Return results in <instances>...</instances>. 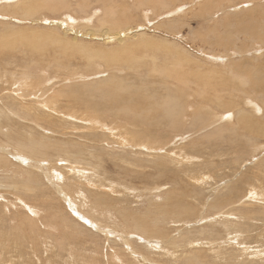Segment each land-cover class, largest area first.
<instances>
[{
    "label": "rangeland",
    "instance_id": "rangeland-1",
    "mask_svg": "<svg viewBox=\"0 0 264 264\" xmlns=\"http://www.w3.org/2000/svg\"><path fill=\"white\" fill-rule=\"evenodd\" d=\"M17 2H19L18 4L29 3L20 0H0V46L3 45V39L14 31L28 36L44 31L42 34L48 36L46 40L49 49L58 51L54 53L49 51L50 55L47 53V56L44 57L46 54L42 56L31 54V51L20 43L14 45L15 48L9 46L6 50L0 48V54L3 53V56L0 55V124H3L2 121L6 119L13 120L9 123L13 129L8 128L6 131L9 135H13V138H17L15 130L20 128L19 116L17 115L20 112L17 110L20 107L24 111L40 109L38 107L39 101L34 96H28L26 99L27 95L15 93L14 87L12 88V85L23 79L22 77L28 71L33 73L32 79H40L39 81L43 83L41 89L44 98L54 97V92L64 94L60 96L61 100L53 102L52 105H55V109L58 111L63 110V114L72 113L75 119L62 117V114L60 117L54 116V121L57 122L55 124L56 130L46 127L45 124H34V126H39L32 127L33 129H24L22 135L33 138L32 140L38 143V148L51 145L52 148L56 149V151L51 150L52 154H56L62 143H84L92 135L101 136V142L94 143L92 149H97L102 153L106 148L102 158L106 163L103 169L107 171L103 172L104 175L101 176L104 178L103 182L109 187L113 184L112 191L116 192H108L106 189V193L108 194L107 198L112 201L115 208L109 215L106 214L108 219L105 220H108L109 223L102 218L100 219L102 224L98 225L100 229L93 226L89 227L83 223L85 220L79 217V214L82 212L84 214L87 208H83L79 203L76 204L72 200L75 196L71 194L68 196L71 203H67L63 199L64 183L53 181L57 183L56 185L41 171H38V175L41 174L43 177L44 185L39 187L37 197L28 198L30 201L28 203L40 208L41 217L46 220L44 218L39 219L34 218L28 208H23L20 205L14 206L15 194L19 193L18 189L13 190L0 186V195L2 196H0V264H191L186 261L185 257L198 253L185 256L189 252L183 249H178L177 253L171 251L169 254L160 249H150L147 247L149 244H145L143 240L150 243L163 241L164 246L171 248L174 245L167 239L161 241L155 237H147L131 227L133 216L141 219L148 210L153 212L158 206L160 208V205L168 200L167 196L171 192L173 194V192L178 191L184 197L186 196L183 197L184 201L197 209V212L195 214L189 212L188 216L184 217V220L187 221L185 223L174 224L171 222L166 225L173 237L172 240L182 235L186 236L185 241L188 238L207 240L209 237H214L219 242L225 240L227 236L223 229L219 233L213 229L214 227L222 228L217 225L218 219L210 222L204 219L219 212L217 209L216 212L210 211L209 213V206L217 203L224 205L229 198L236 196L238 191H241L243 199L248 194V189L253 185L256 191L264 196V136L256 132L257 128L262 135L264 133V128H262L264 126V0H164L161 7L156 5V11L151 4L143 8L142 11L136 6L137 0L121 3V7L114 17L123 21L131 19L130 28H128L129 43L136 41V39L155 43L158 48L157 54L160 57V64L157 69H154L152 64H147L149 62L143 60V55H140L143 58L139 61V65L121 63L111 67L106 64L105 58L89 59L84 54L70 51V49H67L66 55L68 53V57H65L64 52L58 49L60 45H54V38L51 36H60V38L64 37L71 41L77 36L80 45L96 46L97 50L104 51L117 50L120 48V43L117 40L107 43L99 35H97V39L91 40L87 36L89 33L86 32L85 29L87 28H85V24H82L83 21H79V23L70 21L67 26H70V31L65 35V30L60 27V24L66 21L64 15L62 17L49 11L50 14L40 11L38 14L26 16L24 7L16 8ZM94 5L101 9L100 4ZM125 5H133L134 11L132 13L125 12L123 8ZM205 6H211L208 8L209 11L204 9ZM257 6L260 10L256 9ZM96 18L93 19V29L97 26L94 30L100 31L99 27L101 26ZM72 20H74L73 17ZM63 26L66 27V24L64 23ZM7 31L11 32L8 33ZM76 32H79L78 35ZM135 34H137V38H132ZM8 38V42L15 39L14 37ZM52 46L53 48H50ZM54 48L55 50H53ZM72 51L77 56L74 54V57L70 54L73 53ZM140 53L142 54L144 51ZM53 55L57 57V60ZM184 76H186L185 79ZM184 82L191 86V90L188 89L191 95L188 105L194 107H187L186 109V118L184 119L186 126L183 128L185 130L183 134L171 128L146 127L144 126V119H134L133 116L122 115V110L117 105L106 103L104 108L110 112L104 111L102 116L97 114L101 120H108L107 124L110 126L115 122V125L121 126L124 121H127L133 126L131 131H140L149 139L160 143L161 146L151 153V162L147 165L141 162L144 157H147L144 151L133 150L131 146L118 144L120 140L116 137L110 136L107 140L106 135H102L99 131L94 132L93 128H87L81 122L87 118H83L84 115H90L86 108H82L84 100L78 94L83 88L99 87L101 84H105L107 85L106 88L97 89L95 92L96 95H102L108 93L109 86L121 83L132 88L131 93L134 99L140 98L142 91L146 93V97L149 99V95L152 93L161 92L159 95L155 94L156 97H161L164 88L169 89L170 87L172 91L180 90L181 83ZM81 85L83 88H80ZM202 85L204 86L202 87ZM187 92L185 96H187ZM68 96H72V101H69L70 104H68ZM244 97H252L257 105L260 104L258 108L262 110L258 115H252L254 123L250 129L246 124L241 126L237 123L240 110L238 108H242ZM94 98L88 100L94 102ZM161 98L163 99V95ZM10 99L15 100V106L9 104L11 103ZM184 99L188 98L185 97ZM1 109L5 111H1ZM196 110L207 113V119L212 115L214 116V113H218L220 119L229 114L232 120L222 121L219 119V124L212 125V122L206 125V127H210L202 130L191 128V116L195 114ZM247 113L251 115V112ZM107 115L109 116L107 117ZM118 116L120 120L119 118L115 119ZM63 122L65 128L62 127ZM22 125L32 124L24 122ZM42 128L44 129L42 130ZM217 128L228 133L224 135V138L208 140L207 133L209 136H214ZM62 131H65L66 135H60ZM229 133H232L233 135H230L236 140L229 142L228 138H232ZM177 135H182L183 140L180 141V138H176L177 142L172 145L169 141ZM54 143L57 145L54 146ZM5 146L7 147V144ZM8 148L11 153H15L14 149ZM161 149L164 151L159 155L157 152H160ZM92 154L94 155V153ZM26 157L28 156H24V158ZM9 158L14 164L18 162L13 161V157ZM49 161H53V159H49ZM128 163H133L139 168L134 174L133 183L122 178V176L127 175L122 168L135 171V168H131ZM61 170L66 174L64 167ZM26 171H21L24 172L22 173L24 177ZM157 174H159V178ZM67 175L69 178L73 176L69 173ZM30 176L33 177L34 175L30 174ZM136 176H141V180ZM142 176L149 180L143 181ZM242 177L248 181L246 185L244 182L243 187L237 185ZM198 178L200 179L199 183ZM97 179L100 178L96 177L95 180ZM0 181H2L1 177ZM82 182L83 185L87 184L86 181ZM154 183L157 186L161 185V187L159 190H153L154 192L151 190V194L146 188L153 186ZM132 184H134L135 189L130 188L129 185ZM87 186L89 187V185ZM58 187H62L63 191H60ZM7 193H11L13 196ZM225 194H227L226 197H220ZM246 200L247 197L243 199V201ZM74 210L77 211V214ZM231 211L227 210V212ZM85 216L88 221L94 222L89 219L90 216L87 214ZM62 217H66V220L69 221H67L66 227L62 224L66 223ZM195 217L197 218L194 220ZM49 219L57 223L53 230L49 227ZM41 221L45 226L42 225ZM151 223L148 225L149 227L153 226L154 221ZM257 224H261V222L258 221ZM56 228L57 230H54ZM111 230L116 233H109L108 231ZM201 230H204V234H201ZM187 231L191 233H187ZM126 233H129L126 235L128 236L126 237L127 241L123 239ZM257 233H261L263 236L258 237ZM248 236L251 237L248 238ZM138 237L143 240H138ZM245 240L255 251L261 250L264 253L263 229L259 232L251 230L250 235H246ZM233 244L223 242L221 246L227 248V254L219 256V258L210 254L208 246H200L198 249L201 248L200 250H202L203 248L205 250V252L199 253L204 257L202 258V260L204 259L203 263L252 264L248 258H246V263L235 258V256L240 258L241 256L236 253L234 248L236 244ZM155 245L160 246V244ZM116 250L121 255L119 262L112 257L114 251L117 252ZM74 257L77 260L72 262L71 258L74 259ZM249 260L264 264V255L261 259L249 257Z\"/></svg>",
    "mask_w": 264,
    "mask_h": 264
},
{
    "label": "bare ground",
    "instance_id": "bare-ground-1",
    "mask_svg": "<svg viewBox=\"0 0 264 264\" xmlns=\"http://www.w3.org/2000/svg\"><path fill=\"white\" fill-rule=\"evenodd\" d=\"M20 1H28L29 2V3L26 2V3H21V4H18L19 2H17L18 5L16 4L17 5L16 8L17 7H24V11H25L26 16L38 14L40 11H41V13H42V11L47 12V13L49 11L52 14H58L62 17L65 16L66 21L64 23L66 24V27L63 26L64 23L60 24V27H62L65 30L64 31L65 35H67L70 31V28H69L70 26L67 27L68 23L70 21H76L78 23H79V21L80 22L83 21L82 24H85V26H86L85 28H87L85 30H86V32L89 33V35H87V36H89V38H91V40L97 39V35H99L107 43L112 42L114 40H117L120 43V48H118L117 50L104 51L101 49L97 50L96 46H95L96 47L95 48V47H86L85 44H84V46L80 45L79 44L80 42L78 41L77 36H75L72 39V41L66 40L64 37L60 38V36H51L54 38V39L52 38L54 45L59 44L60 48H58L57 46L56 47L58 49H60L59 51L64 52V54L62 52L61 53L59 52L60 54L66 55L67 49H70V51L73 50L76 53L84 54L89 59L105 58V62L109 67H111L115 64H121V63H128L129 65H133V66L139 65V61L142 60V58H143V57L141 58L140 55H143L144 56L143 60H146L147 62H149L147 64H152L155 67L154 69H157V67L160 64V57L157 54L158 48L156 47L155 43H152V42L149 43L145 40L142 41V40H138V39H136V41H133L132 43H129L128 39H129L130 35L128 34V32H129L128 28H130L129 24H130L131 19H128L127 21H123L121 19L114 17V16H116V12L121 7L120 4L123 2L130 3L129 1H131V0H78V1L77 0H20ZM74 1H77V2L74 3ZM3 2H5V1H3ZM7 3H9V2H7ZM96 3L100 4L101 9L95 7L94 4H96ZM162 3H164V0H137L136 6H138L143 11L144 10L143 8L148 7V5L151 4L154 6L155 11H156V5L158 7H161ZM211 3H213V2L211 1ZM209 7H211V6H205L204 9H208ZM123 8L125 9V12L132 13L134 11L133 5H125ZM250 9H252V8H250ZM256 9L260 10V8L258 6L256 7ZM5 11H6V9H5ZM208 11H209V9H208ZM253 12H255V11H253ZM3 13L8 14L5 12H3ZM145 13H147V12H145ZM48 14H50V13H48ZM13 16H14V14H13ZM72 17L74 18V20H72ZM94 17H97L96 21H98V23H100V26H101V27H99L100 31L94 30L95 28H97V26L93 29ZM125 26H127V28H125ZM81 27H83V26H81ZM7 32L10 33L11 31H7ZM42 32H44V31H42ZM42 32L40 33V31H39L38 33L36 32V33L28 36L27 34L17 33L16 31H14L11 34H9V36H8V37H14L15 38L14 41L8 42V40H7V39H9L8 37H6L5 39L2 38L3 39V41H2L3 45H2V47L0 46V48L5 49V50L7 49L8 46L11 48H13V47L15 48L16 46H14V45H16L17 43H20L23 47L26 46L29 49V51H31V54L34 53V54H38L41 56L46 54V55H44V57H46L47 53L50 55L49 51L53 52V53L57 52L58 50L57 51L55 50L56 47L53 49L55 51H51L49 49L48 41L46 40V37H48V36L46 34L43 35ZM78 33H77V35H78ZM29 37H30V39H29ZM66 38H68V37H66ZM132 38H137V34L133 35ZM50 41H52V40H50ZM0 44H1V42H0ZM50 48H53V46ZM142 51H144V53L141 54L140 52H142ZM75 52H73V53L69 52V53L74 55ZM2 54L3 53H1L0 55L3 56ZM54 55H56V54H54ZM67 55H68V53H67ZM67 55L65 57H68ZM75 55H74V57H75ZM49 57H52V56H49ZM49 57H47V58H49ZM54 57H55V59L57 58L56 56H54ZM50 59H52V58H50ZM150 60H151V62H150ZM175 67H176V65H175ZM34 71H35V68H34ZM98 72L100 73L101 70ZM32 74L33 73H31V71L26 72L24 77H22L23 79L15 82V84L12 85V88L14 87L15 93L27 95L26 99L28 98V96L29 97L34 96L39 101L38 107L40 109L36 108L33 110L28 109L27 111H24L20 107V109L17 110L18 112H20V114L17 113V115L19 116V121L22 124L24 122H26V124H30V123L32 124V125H22L19 122L20 128H18V130H15L17 132L16 133L17 138H13V135H9L6 131L8 128L13 129V127L11 125H9V123L13 122V120L6 119L5 121H2L3 124H0V173H1L0 175H2V176H0L2 178V181H0V186L1 187L4 186L5 188L7 187L8 189H13V190L18 189L19 193H17V195L15 194L16 202L14 203V206L17 207V205H20L23 208H28L29 211L32 213L31 215L34 218L43 219L44 217H41L40 208L33 206V205H30L28 203V202H30L28 198L31 197L34 199L35 197H37V192H38V190H40L39 187L44 185L42 175L41 174L38 175V173H37L38 171H41V173H43L44 176L48 177L49 180H52V182L58 181V182L64 183L65 192L63 191L62 187H58V188L60 191H63V199H65L67 201V203H71V201L68 198V196L71 194V195L75 196V197H73L72 200L74 202H76V204L79 203L83 206V208H87V211H85V213L88 216H90L89 219H91L94 222L88 221L87 217L85 216L86 214L85 213L82 214L83 213L82 212L79 214V217H81L82 219L85 220V222H83V223L89 225V227L93 226V227L99 228L98 225L102 224V221H100V219L103 218L104 221L108 222V220H105V219H108L107 215H109L112 210L114 211V208H115L112 204V201L107 198L108 194L106 193V189H108L107 190L108 192L113 190V184L111 187H109L108 184L103 182L104 178H102V176H101V175H104L103 172L107 171V170L103 169V167L106 166V163H104V159L102 158L104 150H106V148H104L102 153L97 149L96 150L92 149L93 146L95 145L94 143H100L101 142L100 139L102 137L96 136V135H92V136L89 135L91 137L88 140H85L84 143L83 142L82 143H72V144L62 143L60 145V148H58V151L56 152V154H52L51 150L56 151V149L54 147L52 148L51 145H47L43 148L42 147L38 148L39 145H38V143H36L32 140L33 138L31 139V138L24 137L22 135L24 129L39 126V125L34 126V124H45V125H47L46 127H49L52 130H56L55 124L57 122L54 121V116L60 117V115L62 114V117L72 119V120L75 119V116L72 113H64L63 114L62 113L63 110L58 111L57 109H55L56 106L52 105L53 102H57V100L58 101L61 100L60 96L61 95L63 96L64 94H58V93L54 92L53 93L54 97H52L50 99H48L47 97L44 98L43 90L41 89L43 86V83L41 81H39L40 79H32V77H33ZM34 74H37V73H34ZM181 76H182V74H181ZM106 78H107V76H106ZM185 78H186V76H184V79ZM101 80H103V79H101ZM52 83H53V81H52ZM87 83H89V82H87ZM196 83H198V82H196ZM93 85H94V83H93ZM203 86L204 85H202V87ZM106 87H107V85H105V84H101L99 87H86V88H83V86L80 87V88H83L78 93L79 96L81 97V99L84 100V102L82 103V106H83L82 108H86V111L90 112L89 113L90 115H87V116L84 115L83 118H86V117L87 118L83 119V121L81 120V122L84 123L87 128L88 127L90 129L93 128L94 132L99 131V132H101L102 135H106L107 140L110 138V136L116 137L118 140H120V143H118V144H122L124 146H126V145L131 146L133 148V150L138 149L140 151H144L146 153V156H147V157H144V159L141 161L144 163V165H147V163L151 162V158H150L151 153L153 151H155L158 147L161 146L160 143L156 140L149 139V137L147 135H144L140 131H137V130L131 131V128H133V126L130 123H128L127 121H124V123L121 124V126H118V124L115 125L116 122L113 121L115 123L111 124V126H110L107 124L108 120L107 121L101 120L99 116H102V112H104V111L110 112L109 110H106L104 108V105L106 103L109 105H117L122 110V115H124V116L129 115V116H133L134 119H139V118H142V120L144 119L145 120L144 126H146V127H158V128H162V129L165 127V128H171L174 131H178V133H182V134L184 133L185 130L183 128L186 126V125H184V119L186 118L185 117L186 109H187V107H194L192 105L191 106L188 105V100L191 97L188 89L191 90V88H190L191 86H189L187 84V82L181 83V86H180L181 89L180 90L176 89V91H172V90H170V87H169V89L164 88L163 89L164 93H162L163 99L161 98L162 95H161V97L160 96L156 97V95H155V94L159 95L161 92L155 93V94H153V93L150 94L149 99H148L146 97V93L144 91H142L140 98L134 99L132 97V93H131L132 88L128 87L126 85H123L121 83H115L114 85L109 86V90H108L107 94H102V95H96L95 94L97 89L102 90ZM185 87H188V88H185ZM206 87L209 88L207 85H206ZM183 90H184V93H183ZM186 92L188 93L187 96H185ZM58 96H59V98H57ZM71 97L72 96H68V98H67L68 104L71 103L69 101H72ZM93 97H95L94 102L88 100L89 98L93 99ZM185 97H187L188 99L185 100L184 99ZM1 99H2V97H1ZM12 99H10L11 103H9V104H11L12 106H15L16 102H15V100H12ZM12 101H13V103H12ZM73 101H75V100H73ZM259 105H257V102L254 99H252V97H246L244 99L243 104H242V108L246 107L247 109L246 108L242 109L240 107L238 108L240 110L238 112L239 113V115H238L239 120L237 123L241 126L243 124L244 125L246 124L250 129L252 127V124L254 123V117L252 115H254V114L258 115L259 112H262V110L258 108ZM1 111H5V110L1 109ZM247 112H251V115L248 114ZM97 114H99V116H97ZM228 115L229 114H227V116L225 115V117L222 116V118H221L222 121L232 120L231 115H229V116ZM108 116L109 115H107V117ZM117 118H119V120H120L119 116L115 117L116 120H117ZM191 118H192L191 128H198L200 130L210 127V126L206 127V125H209L212 122H213L212 125H217L220 123V120H221L218 113H214V116L212 115L209 119H207V113H205L201 110H198V111L196 110L195 114H193L191 116ZM229 122H231V121H229ZM62 124H63L62 127L65 128V125H64L65 123L63 122ZM71 125H73V123H71ZM23 126H25V128H22ZM248 127H246V128H248ZM262 128H264V126ZM43 129L44 128H42V130ZM73 130H74V128H73ZM256 130H257L256 132H258V134L260 133L261 136H264V133L262 135V133L257 128H256ZM263 131H264V129H263ZM227 133L222 131L220 128H217L216 132H214V136H209V133H207L208 134L207 138H208V140H210L211 138H215V140L221 139V138H224V135ZM19 134H21V135H19ZM230 134L233 135L232 133H229V135ZM253 134H255V133H253ZM60 135H62V136L66 135L65 131H62V133H60ZM234 135H236V134H234ZM231 137L232 138L227 137L229 139V142L236 140L235 137H233V136H231ZM2 138H3V140H2ZM75 138H77V137H75ZM176 138H180V141L183 140L182 135H177L174 137V139L171 138V140L169 142H171V144L174 145L177 142V140H175ZM6 144H7V147L5 146ZM55 145H57V144L54 143V146ZM8 147L14 149L15 153H13V152L11 153V150ZM107 148L110 149L109 147H107ZM163 151L164 150L161 149V151L157 152V153L160 155V153H162ZM92 153H94V155ZM24 156H28V157L24 158ZM9 157H13L12 160L15 162L16 161H18V162H16V164H14V162H12ZM180 158H182V157H180ZM183 158H185V157H183ZM49 159L50 160L53 159V161H49ZM92 160H94V161H92ZM95 162H96V164H94ZM128 164H130L129 166L131 168H135V171L130 170L128 168H122V170L125 173H127V175L124 177L122 176V178H125L126 180H128L129 183H133L132 180L135 179L134 174L137 173L136 170L139 168L133 163H128ZM62 166L64 167L66 174H64V171L61 170L63 168ZM24 170H27L26 171L27 173L25 172L26 173L25 177L22 174L24 172H21ZM68 173L73 175L72 178L68 177V175H67ZM30 174L31 175L33 174L34 176L29 177ZM157 175L159 178V174H157ZM96 177H99L100 179L95 180ZM136 177L140 178L141 176H136ZM145 178L142 176L143 181L149 180L147 177H145ZM140 180H141V178H140ZM82 181H86L87 184L83 185ZM199 181H200V179L198 178V183H199ZM44 182H45V180H44ZM244 182H246L245 185L248 184L247 183L248 181L244 180V178L242 177V179H240L238 181L237 185L243 187ZM53 183L57 185V183H55V182H53ZM123 183H122V185H123ZM87 185H89V187ZM129 186H130V188L135 189L134 184L129 185ZM4 187H3V189H4ZM160 187H161V185L157 186L154 183L153 186H150V187L148 186L146 188V190L147 191L149 190V192L152 194L153 190H159ZM248 190H249L248 194L244 196V198L247 197L246 201H243L244 198L242 199V197H243L242 193H241V191H238L236 193L237 195L229 198L228 201L224 205H218L219 203H217L216 205L211 204L209 206V211H208L209 213H210V211L216 212L217 209L219 210V212H217V214H215V215L214 214L210 215L208 218H204V219L207 220V222H210L212 220H217V219L220 220V221L217 220V225H220L222 228L220 229V228L214 227L213 229H215L218 233L221 232L220 230L223 229V231L226 233V236H227L226 239L221 241V242L216 240L214 237H209L207 240L202 239V238H198V239L188 238L185 241V238H186L185 235H182L180 237H175V239L172 240L173 237L171 236L170 231L167 230L166 225L171 223V222H173L174 224L185 223L187 221L184 220V217L188 216L189 212H191V214H195V212H197V209H195L192 205H190L189 203H186L184 201V198L186 196L184 197L183 194L180 193L179 191L173 192V194H171L172 193L171 192L167 196L168 200L165 203L161 204L160 208L158 206L153 212H152V210H148L147 213L141 217V219L133 216L132 217L133 225L131 227H132V229H135L136 231H138L139 233H142L143 235H145L147 237H155L157 239H160L161 241L164 239H167L170 241V243L172 245H174L171 248V247L164 246L163 241L157 242V243L156 242L150 243V242L144 241L140 237L137 238L138 240H143V242L145 244H149V245H147V247L150 249H160L162 251L167 252L168 254L171 251H174V253H177L178 249H183L184 251L189 252L185 256L192 255L193 253H198V254H194L190 257H185L186 261L190 262L191 264H204L203 263L204 259L202 260V258H204V257H203V255H201L199 253L205 252V250H203V248H202V250H200L201 248L198 249L200 246H208V250H209L210 254H213L216 258H219V256H223V255L227 254V248L221 246V245H223V242H225L226 244L227 243L236 244V247L234 246V248L236 249L235 251H237L236 253L240 254L241 258L238 256H235V258L239 259L242 263H246V261H247L246 258H248V261H250L252 264H258V262H256V261L249 260V257H253V258L255 257V259L256 258L261 259V257L264 255V253L261 250L255 251L253 249V247L250 246V244L245 240V237H246V235H250L251 230L259 232L260 230L263 229V231H264V196L262 194H260L259 191H256V189L254 188V185L251 186ZM112 192H116V191H112ZM230 192H231V190H230ZM7 194H11V193H7ZM226 195L227 194L221 195L220 197H226ZM70 208L72 209V207H70ZM227 210H232V211L227 212ZM74 211H75V214H77V211L76 210H74ZM81 211H84V210L81 209ZM61 215H62V213H61ZM196 218L197 217H195L194 220ZM51 219H53V218H51ZM51 219H49L50 221L48 224H49V227H51V229L53 230V227H56L57 223L52 222ZM62 219L64 221H66V223H62L63 226L67 225L68 220H66V217H62ZM152 221H154V224H153V226L149 227L148 225L152 224L151 223ZM258 221L261 222V224H257ZM41 223L43 226H45L42 221H41ZM60 225H61V223H60ZM186 228H187V226H186ZM54 230H57V228ZM113 230L108 231V232L111 234L112 233L114 234L115 231H113ZM200 232H201V234H204V230H201ZM187 233H191V232L187 231ZM128 234L129 233H126L123 236V239L125 241L128 240L126 238V237H128V236H126ZM257 236L261 237V236H263V234L257 233ZM249 237H251V236H248V238ZM119 238L122 239L121 237H119ZM67 240H69V239H67ZM155 244H158V245L160 244V246H157ZM182 254H184V253H182ZM130 255H132V254H130ZM112 257L115 259V261L119 262L121 255L118 251L117 252L114 251V256H112ZM75 258L76 257H74V259L71 258L72 262L77 260ZM12 262H13V260H12ZM7 263H8V261H7Z\"/></svg>",
    "mask_w": 264,
    "mask_h": 264
}]
</instances>
